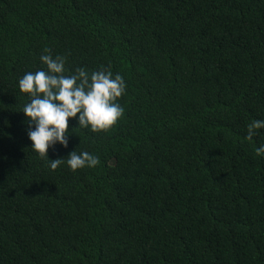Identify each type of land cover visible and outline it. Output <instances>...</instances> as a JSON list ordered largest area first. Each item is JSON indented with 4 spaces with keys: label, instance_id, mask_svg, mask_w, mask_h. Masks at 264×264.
Here are the masks:
<instances>
[{
    "label": "trees",
    "instance_id": "obj_1",
    "mask_svg": "<svg viewBox=\"0 0 264 264\" xmlns=\"http://www.w3.org/2000/svg\"><path fill=\"white\" fill-rule=\"evenodd\" d=\"M121 74L95 168L31 149L26 72ZM264 0H0V264H264Z\"/></svg>",
    "mask_w": 264,
    "mask_h": 264
},
{
    "label": "clouds",
    "instance_id": "obj_2",
    "mask_svg": "<svg viewBox=\"0 0 264 264\" xmlns=\"http://www.w3.org/2000/svg\"><path fill=\"white\" fill-rule=\"evenodd\" d=\"M43 53L39 59L46 69L26 72L18 81L19 90L29 94V102L21 112L26 117L31 149L46 160L51 170L63 163L72 171L95 168L100 159L87 151L74 150L67 158L50 159L49 149L57 144L67 148L70 119L77 121V128L94 133L113 127L124 114L119 98L126 93V81L110 66L91 73L78 67L68 74L67 57L53 56L49 48ZM260 129H264V120H253L247 126V139L252 140ZM256 152L264 154V144Z\"/></svg>",
    "mask_w": 264,
    "mask_h": 264
}]
</instances>
